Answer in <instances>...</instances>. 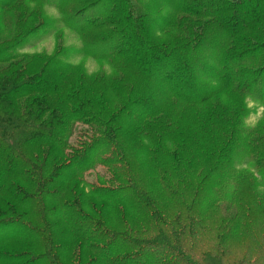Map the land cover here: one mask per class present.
<instances>
[{
	"label": "trees",
	"instance_id": "trees-1",
	"mask_svg": "<svg viewBox=\"0 0 264 264\" xmlns=\"http://www.w3.org/2000/svg\"><path fill=\"white\" fill-rule=\"evenodd\" d=\"M11 1L0 0V7ZM65 1L68 19L83 22L79 33L95 30L89 37L106 48L103 59L119 63L118 99L131 83L122 77L127 70L143 76L153 96L165 102L199 104L220 90H236L264 104V0H180L174 15L158 24L137 0ZM154 23L182 35L158 41ZM7 41H0V264H264V217L236 215L227 206L221 222L207 221L203 216L223 208L227 195L202 184L181 191L180 178L175 181L165 163L170 156L180 165L182 153L169 154L155 133L143 146L157 184L178 206L172 218L146 189L149 181L118 135L122 125L127 136L139 135L141 124L156 114L154 98L127 94L126 111L111 114L102 97L73 84L66 64L24 58ZM211 48L214 62L207 60ZM152 64L163 70L151 75ZM143 102L146 111L138 107ZM233 140L229 151L237 147ZM248 149L256 172L264 174V148L253 138ZM221 154L227 160L228 153ZM98 164L109 167L112 177L90 184L89 193L80 190L75 178ZM210 184L218 187L216 180ZM210 227L220 232L205 249L199 241ZM234 234L247 242L243 258L224 246Z\"/></svg>",
	"mask_w": 264,
	"mask_h": 264
},
{
	"label": "rangeland",
	"instance_id": "rangeland-1",
	"mask_svg": "<svg viewBox=\"0 0 264 264\" xmlns=\"http://www.w3.org/2000/svg\"><path fill=\"white\" fill-rule=\"evenodd\" d=\"M56 1L12 0L6 7H0V41L8 40V47L18 46L16 51L19 50L24 58L33 56L44 61L58 60L60 64H66L70 67L67 73L73 84L87 91L88 95L102 97L111 114L126 111L125 107L130 99L127 94H130L134 100L154 98V107L158 106L156 114L152 119L141 124L139 135L127 136V126L122 125L119 129L122 133L118 136L125 146L128 158L138 172L149 181L145 187L157 197L165 216L172 218L178 206L169 200L151 171L150 157L143 146L150 133L165 139L162 146L169 150V154L182 153L181 160H178L181 161L180 165L178 163L176 166L170 156H166L165 163L170 176H173L175 181L180 178L181 191L184 188L187 190L190 186L199 188L202 184L209 192L219 189L227 195L221 199L223 208L209 210L203 216L207 221L212 222L216 219L221 222L223 216L227 214L225 210L227 206L236 215L247 212L251 217L262 219L264 174L256 172V164L249 160L248 147L249 140L255 138L263 151V102L252 94L244 96L236 90H220L213 97L199 104L181 105L174 100L165 102L153 96L151 90L141 81L143 76L135 77L133 72L127 70L123 71L125 74L122 77L131 83L126 84L128 91L124 87L120 89L125 91L126 95L118 99L119 97L115 96L117 92L114 85L118 83L119 74L121 77L122 70L120 68V71L118 70L119 63L112 59H103L106 48L89 37L94 35L95 30L88 29L86 33H79V26L83 22L68 19L66 5H70V1L62 3L60 0V6L56 5ZM137 1L139 6L151 15V21L157 19L158 24L161 18L174 15L175 6L180 0ZM246 4L247 2H243L239 6ZM108 5L109 2L102 5L101 10ZM247 14L251 15L252 12ZM154 25L153 33L158 41H171L182 35L171 27L163 31L156 23ZM215 53L214 48L206 50L207 60L211 62L217 60ZM159 69L163 70L155 64L148 66L151 75H155L160 71ZM203 73L204 71L198 74V81H201ZM132 84L137 87L136 90L132 88ZM138 107L146 111L144 102ZM130 113L128 112V115ZM129 117L130 115L125 114L123 119ZM83 127L87 128L85 124ZM170 135L174 138L173 141L171 140L172 143L166 141ZM232 137L237 147L229 151L225 147L231 144ZM77 140L82 141L83 137L79 135ZM223 151L228 153L227 160L226 155L221 154ZM186 160H190L191 165ZM112 172L106 165L98 164L85 176L76 177L73 182H76L80 190L89 193L90 184L99 185L100 182L106 181L105 179L111 178ZM208 178L209 180H205ZM226 178H228L227 183ZM210 179L216 180L218 187L211 185ZM172 199L179 201L176 196ZM261 203L263 207L258 208L256 204L261 205ZM210 229V232L204 231V235L200 237L199 245L205 249L209 248V243L220 232V229L213 227ZM229 237L224 240V246L232 251L234 257L243 258L246 240L236 237V234Z\"/></svg>",
	"mask_w": 264,
	"mask_h": 264
}]
</instances>
